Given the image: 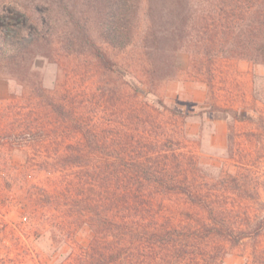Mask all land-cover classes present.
Listing matches in <instances>:
<instances>
[{"label": "rangeland", "instance_id": "1", "mask_svg": "<svg viewBox=\"0 0 264 264\" xmlns=\"http://www.w3.org/2000/svg\"><path fill=\"white\" fill-rule=\"evenodd\" d=\"M107 50L113 70L88 51L34 59L33 77L42 79L44 93L73 108L75 119L39 100L32 74L4 73L0 63V137L36 111L48 135L41 148L0 139V264H73L94 236L96 211L108 210L111 193L101 182L109 152L124 135L147 137L171 178L193 185V196L224 213L236 233L249 232L239 241L209 242L220 264H264V64L221 57L208 72L180 50L169 74L153 81L140 49ZM90 133L92 144L84 141ZM77 149L86 157L82 166L61 163L58 155ZM159 186L140 192L152 199L155 214L176 223L209 220L208 207Z\"/></svg>", "mask_w": 264, "mask_h": 264}, {"label": "trees", "instance_id": "2", "mask_svg": "<svg viewBox=\"0 0 264 264\" xmlns=\"http://www.w3.org/2000/svg\"><path fill=\"white\" fill-rule=\"evenodd\" d=\"M34 1L17 4L0 0V63L4 73L32 74L29 80L39 100L64 119H75L74 109L44 93L42 79L33 77L37 76L32 68L37 56L57 61L88 51L100 65L113 70L117 63L108 47H137L148 62L153 81L169 74L180 50L189 52L208 72L221 57L264 64V0ZM59 19L61 24H57ZM60 28L63 30L58 36ZM93 29L97 37L91 33ZM42 113L29 115L15 132L0 139L41 148L48 137L38 125ZM85 137L89 144L95 139L91 133ZM119 138L120 148L109 152L111 162L106 166L110 170L101 182L111 193L108 210L104 214L96 211L94 236L89 244L79 247L73 264H220L209 242L219 236L235 242L249 232L236 233L224 213H215L206 198L193 196V185L171 178L166 164L152 157L153 144L147 137ZM78 151L58 155L62 156L61 163L82 166L86 157L81 149ZM145 185L151 189L161 185L167 194L177 192L199 207H208L209 220L176 223L173 217L155 214L152 199H141Z\"/></svg>", "mask_w": 264, "mask_h": 264}]
</instances>
